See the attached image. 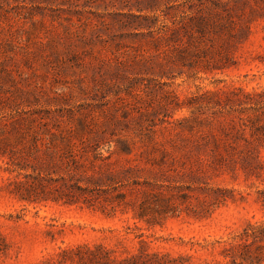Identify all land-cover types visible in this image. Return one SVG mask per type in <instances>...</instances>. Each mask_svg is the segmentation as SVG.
Wrapping results in <instances>:
<instances>
[{"label":"rangeland","instance_id":"374dc122","mask_svg":"<svg viewBox=\"0 0 264 264\" xmlns=\"http://www.w3.org/2000/svg\"><path fill=\"white\" fill-rule=\"evenodd\" d=\"M239 88L264 91V0H0V92L31 119L27 146L37 135V150L86 148L83 180L133 171L95 208L32 203L0 159V264H78L85 246L140 264H226V248L264 222V147L218 103Z\"/></svg>","mask_w":264,"mask_h":264},{"label":"trees","instance_id":"16d2710c","mask_svg":"<svg viewBox=\"0 0 264 264\" xmlns=\"http://www.w3.org/2000/svg\"><path fill=\"white\" fill-rule=\"evenodd\" d=\"M209 94L206 93L205 95ZM217 94L218 96H225V101H218L220 105L230 107L232 112L240 114L242 124L238 134H241V139L248 146L254 147L255 144H258L260 147H264V91L254 90L249 93L245 89L239 88ZM19 116L21 115L14 110L11 98L6 99L0 92V159L7 166L4 168L6 172L12 175L16 174L15 190L12 193L22 201L32 203L52 201L62 202L65 205H81L83 203L87 207L95 208L96 202L100 199L107 201L108 198L104 195H107L109 191L119 192L124 187L122 181L127 179L128 175L133 172L131 171L132 168H129L124 172H110L105 175L100 174L99 178L90 177L83 180L84 175L79 178V173L83 169L84 161L90 160L88 150L76 145H69L59 151L56 149H60V147L56 146L54 142L51 143V147L44 144L43 149L37 150L38 143L43 144V138L37 135L32 139V142L34 140L35 143V148L32 149V146H27V139L33 137V134L30 135V132H24L22 128L23 125L31 122V119L28 117L19 118ZM69 135L74 138L73 132H70ZM51 136L52 140H58L61 135L53 133ZM75 139L78 141L77 138ZM102 139V136H92L88 139L89 142L93 143L91 151L96 160L99 158L98 152L100 151ZM65 140V138H61L62 143L68 141L71 143L73 139ZM37 152L41 154L36 156ZM54 153L58 154L62 164L55 161ZM249 158L246 157L247 162ZM108 159H111V157ZM218 159L220 161L221 158ZM29 170H32L33 173H29ZM61 173L65 175L61 176ZM54 175H57L58 178H54ZM21 178H24L25 181L20 180ZM85 181L87 186L82 185ZM102 185L111 189L103 190L101 189ZM38 190L41 191L42 196L38 195ZM118 198L121 199V202H124L126 195L120 193ZM147 201L143 200L141 203L134 205L136 217L139 219L144 220L147 218L146 214L143 213L148 205ZM262 201L264 203V192H262ZM167 207H169L168 204ZM113 212H116L115 208ZM238 239L237 244H233L225 250L226 259L230 258L226 264H246V262H250L249 264H262L263 259L260 250L264 246V222L261 224L250 223L248 228L238 236ZM249 246H256L259 253L256 256H250L248 250L246 251ZM241 250L242 252H239ZM6 253L7 244L0 234V260ZM112 253L103 246L95 249L85 246L78 248L74 254L77 255L78 264H140L138 257L119 261L113 257ZM150 256V254L146 255V257ZM152 256L158 259L162 258L160 254H153ZM236 257H239L241 262Z\"/></svg>","mask_w":264,"mask_h":264}]
</instances>
